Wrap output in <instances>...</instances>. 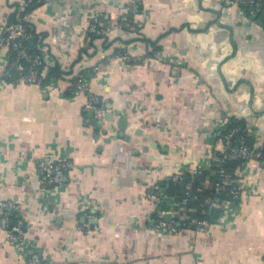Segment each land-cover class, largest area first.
<instances>
[{
    "label": "crops",
    "instance_id": "1",
    "mask_svg": "<svg viewBox=\"0 0 264 264\" xmlns=\"http://www.w3.org/2000/svg\"><path fill=\"white\" fill-rule=\"evenodd\" d=\"M128 5L44 0L22 19V0H0V28L26 22L43 60L41 84L6 82L0 47V218L3 203L19 204L26 249L23 257L0 226V264L31 253L40 264H264V168L256 161L231 170L240 199L219 201L202 226L157 229L146 196L172 175L208 172L233 121L264 149V25L224 0H142L132 29L87 33ZM119 54L131 61L107 62ZM78 77L107 111L102 122L68 87ZM39 160L73 168L47 188ZM80 201L91 207L89 231L80 230Z\"/></svg>",
    "mask_w": 264,
    "mask_h": 264
},
{
    "label": "built area",
    "instance_id": "2",
    "mask_svg": "<svg viewBox=\"0 0 264 264\" xmlns=\"http://www.w3.org/2000/svg\"><path fill=\"white\" fill-rule=\"evenodd\" d=\"M42 2L44 0H41ZM34 0H22V5L27 6L33 3ZM142 0H129L127 12L120 15L114 23H101L97 20L91 22L88 26L87 33L94 36H103L112 31H121L132 29L134 18L141 9ZM228 6H236L249 14L256 22L264 25V0H224ZM31 43V34L23 25V22L18 19L15 22H9L0 28V47L6 52V65L3 69V78L6 82H12L13 75L18 76L17 82L27 84H41L42 79V58L38 53H33L29 47ZM115 60L131 61L126 55H117L107 59V62ZM139 62L142 59H137ZM99 71V66H95L93 73ZM83 77H78L75 84H69V88L73 87L75 93H82L85 95V110L91 111L96 122H102L107 111L95 104V99L88 91V86ZM15 82V81H14ZM238 129L230 125L220 134L221 146L215 152L211 159V167H218L216 180L208 182V188L214 187L215 193L226 192L230 195L231 201L236 202L240 199L243 191V186L239 185L235 176L229 173L222 165L227 162L236 161L242 163V167L248 162L254 160L260 167L264 168V149H255L250 142L252 132L245 129L243 135L238 134ZM36 169L42 179V185L47 188L60 186L63 183L65 174L73 168L70 161H53V160H39L35 162ZM204 171L201 168H195L184 172L183 174L172 175L168 181L177 184L183 180L185 174L197 175ZM167 185L161 186L159 184L151 185L146 193L149 200L154 201L157 206L156 221L157 229L173 232L176 230V225L182 222H187L190 226H202L205 221L196 218L193 214L196 209L189 208L194 202H200V215L207 212L206 208H217L219 200L217 198H203L199 200V196L190 192L189 186H185V192L180 200L169 195L166 192ZM205 186V183H204ZM211 186V187H210ZM207 187H204L206 189ZM166 201H171L168 207L163 204ZM224 203V202H220ZM82 207V215L85 222L80 226V230L89 231L91 228L90 221L93 216L91 214V207L89 204L79 202ZM3 214L0 218V226L7 232V239L12 245H22L20 253L25 257L26 249L23 246L24 241V225L21 218H19L20 206L19 204L9 201L1 206ZM171 214L170 221H165L163 215ZM11 214L16 215V220L9 228V219ZM22 264H40L37 256L31 254L25 258Z\"/></svg>",
    "mask_w": 264,
    "mask_h": 264
},
{
    "label": "trees",
    "instance_id": "3",
    "mask_svg": "<svg viewBox=\"0 0 264 264\" xmlns=\"http://www.w3.org/2000/svg\"><path fill=\"white\" fill-rule=\"evenodd\" d=\"M40 4H42L41 0H34L33 3L26 6L25 10H23L19 14V16L23 19L24 15H26L28 12H30V10H32V8H34ZM15 21H16V19L13 18V19H11L10 22H15ZM21 21L23 22V25L26 27V29H28L26 22H24L23 20H21ZM29 47L31 48V51L33 53H38L39 55H41L38 52V50L36 49L35 37L33 34H31V43H30ZM119 55H121V54H119ZM41 58H42V56H41ZM42 67H43V60H42ZM14 81L15 82L18 81V76L16 74L13 75L12 82H14ZM74 82H75V80H74ZM230 126L237 128L239 135H243L244 131L246 129V127L242 123H239L236 121H233V123H231ZM222 167H224L229 173H232L231 170L233 168H236V167L237 168L242 167V163L232 161V162L224 163V165H222ZM217 173H218V167L212 166L208 172H203V173L197 174V175L185 174V176L183 177V180L180 183L173 184V183L169 182L167 189H166V192L169 195L175 197L177 200H180L184 195L185 186L188 185L190 192L192 194L198 195L200 198L199 200H202L203 198L209 197V198H217L220 202L228 201L231 199L230 195L228 193H226V192L215 193L214 187H212L211 189H204V187H203L204 183L207 181L208 178L210 180L215 181L216 177H217ZM161 186L163 187L165 185L161 184ZM164 207H166V206H164ZM188 207L196 209V212L193 214L196 218L202 219V220L207 221V222H208L209 218L213 215V213H216V210H218V208H209V209L206 208L207 212L204 215H200V213H199L200 212V202H194L191 206H188ZM16 219H17L16 215L11 214V217L9 219V225H8L9 228L11 227V225H13V223Z\"/></svg>",
    "mask_w": 264,
    "mask_h": 264
},
{
    "label": "water",
    "instance_id": "4",
    "mask_svg": "<svg viewBox=\"0 0 264 264\" xmlns=\"http://www.w3.org/2000/svg\"><path fill=\"white\" fill-rule=\"evenodd\" d=\"M109 119H111V116H110V115L106 117V120H109ZM163 219H164L165 221H170V219H171V214H170V213H166V214H164V215H163ZM31 254H33V253H31ZM39 257L41 258V256L38 255V258H39Z\"/></svg>",
    "mask_w": 264,
    "mask_h": 264
}]
</instances>
